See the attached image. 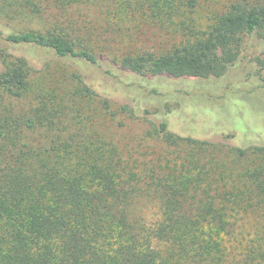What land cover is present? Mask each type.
Here are the masks:
<instances>
[{"label": "trees", "instance_id": "trees-1", "mask_svg": "<svg viewBox=\"0 0 264 264\" xmlns=\"http://www.w3.org/2000/svg\"><path fill=\"white\" fill-rule=\"evenodd\" d=\"M16 2L0 0V22L45 24H7L14 52H0V264H264V145L168 129L193 79L213 86L247 59L243 80L264 89V0ZM28 48L54 59L33 68ZM109 73L152 87L119 104L100 92ZM171 82L184 87L163 107Z\"/></svg>", "mask_w": 264, "mask_h": 264}, {"label": "rangeland", "instance_id": "rangeland-1", "mask_svg": "<svg viewBox=\"0 0 264 264\" xmlns=\"http://www.w3.org/2000/svg\"><path fill=\"white\" fill-rule=\"evenodd\" d=\"M15 7L19 6L16 0H11ZM20 1V0H18ZM28 14V13H27ZM0 22V52H14L4 41L9 26L21 30H42L45 22L42 19L28 16L12 15L4 16ZM7 24L9 26H7ZM161 34V35H160ZM151 45H163L167 43V34L162 31H149ZM17 54L24 55L29 59L33 68L39 69L46 61L53 60L52 54L40 51L35 48L16 50ZM71 64V62H69ZM0 64V70H1ZM256 65L248 62L247 59L240 62V66L233 70L228 77L215 85H210L207 81L193 79L195 88L182 89L184 92L179 97V107L173 110L174 113L168 116V129L180 136L191 137L198 140H207L213 143H224L232 146L264 145V89L256 90L257 85L250 84L251 80H243L248 73L256 71ZM106 69H109L108 67ZM111 74V73H109ZM106 75L100 86L103 96L119 104H139L140 98H145L151 84L149 79L142 80L143 87H137L134 93H129L125 87L129 83L128 79L120 75L115 77ZM237 76L241 75L238 79ZM243 77V78H242ZM38 82L36 88L38 86ZM172 88L168 85L158 88L163 91L158 102L172 105L177 101L171 100L172 89L176 86L184 87L182 83H172ZM189 86V84L187 85ZM157 87V86H156ZM177 98V97H172ZM165 104V105H164ZM147 109H151L150 104H142ZM164 110V108H162ZM142 124L135 123L129 126L126 132L135 133ZM116 136H122L123 131Z\"/></svg>", "mask_w": 264, "mask_h": 264}]
</instances>
